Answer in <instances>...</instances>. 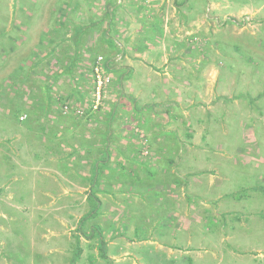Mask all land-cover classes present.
I'll use <instances>...</instances> for the list:
<instances>
[{"label":"rangeland","instance_id":"1","mask_svg":"<svg viewBox=\"0 0 264 264\" xmlns=\"http://www.w3.org/2000/svg\"><path fill=\"white\" fill-rule=\"evenodd\" d=\"M65 1L0 0V264H264V0H188L192 20L171 2L172 29L192 21L196 33L194 79L172 123L157 135L133 128L147 156L140 134L122 128L113 162L106 149L96 159L80 151L87 158L67 169L64 151L45 150L48 119L2 89L21 61L26 80L41 20ZM98 159L116 182L95 202Z\"/></svg>","mask_w":264,"mask_h":264},{"label":"crops","instance_id":"2","mask_svg":"<svg viewBox=\"0 0 264 264\" xmlns=\"http://www.w3.org/2000/svg\"><path fill=\"white\" fill-rule=\"evenodd\" d=\"M171 2L174 7H186V16L193 15L195 5L188 0H155L150 8L144 6L143 0H66L60 12L51 10L41 20L42 31L36 32L37 40L30 48H40L44 59L41 67L48 56L52 57L49 70L41 68V78H34L31 85L35 94L47 95L39 109L51 127L45 135V150L58 148L60 156L64 151L59 162L65 161L66 167L79 165L89 153L95 159L104 157L101 151L105 146L113 162L112 151L116 149V139L123 134L122 128L133 133L135 126L146 133L155 129L157 135L161 132L158 129H163L161 122L165 126L172 123L176 96L190 86L189 78L194 79L196 49L191 42L195 33L192 21L180 30V35L179 28L172 29L178 18L176 8L175 12L170 10ZM94 48L96 55L91 53ZM99 57H103L112 78L106 101L110 110L104 106L91 112L93 67ZM42 84H48L50 90L39 93ZM28 101L32 105L29 98ZM68 104L74 110L64 115L60 107ZM77 110L86 112L87 117L76 116ZM123 143L131 146L126 136ZM80 151L87 154L78 157Z\"/></svg>","mask_w":264,"mask_h":264},{"label":"trees","instance_id":"3","mask_svg":"<svg viewBox=\"0 0 264 264\" xmlns=\"http://www.w3.org/2000/svg\"><path fill=\"white\" fill-rule=\"evenodd\" d=\"M9 41H10V44H9V47L8 48L14 47L15 44H16V41H14L13 39H9ZM4 46H5V44L2 45L3 51L5 50V47ZM51 57H52V55H50V56L47 57L48 61L45 64V66L47 67L46 71L49 70V66H50L49 59ZM31 58H32V61L35 64V66L34 65L33 66L31 65L32 67L29 69L30 72H28V75L26 77V80L23 78L22 79L23 83L20 84V82H18L19 81V78L24 77L25 74H23V73H24V71H26L25 69H21V63H24V61H21L18 66L16 65L14 67V69H12V73L9 76V78L15 76L16 79L15 80H12L11 83H9L10 85L9 84H6L4 87H2V89H3L4 92L6 90H10L13 93V91H14V93L16 95L20 96L21 99H24L25 98V99L28 100V98H29L30 101H32V105H30V106L27 105V107H30V110L29 111L31 112V109H32V110H34L36 112L35 113L34 111H32V114H34L36 116L42 117V113L40 112L39 109L41 107H43L44 100L47 97V95H45L44 100H43L41 98L43 95L42 94H40V95L35 94L34 93V92H36L35 91V87H34V85H31V83H33V78L34 77L36 78L37 76H39V77L42 76V70H41V68H45V66L44 67L39 66L44 61L39 47H38V51H36V52H34V50L32 51ZM29 83H30V90H29L30 93L28 94V93H26L25 90L28 88L26 86V84H29ZM43 89H45L46 91H49L50 90V87H49L48 84H46L44 86L42 84V86H40L39 93L42 92ZM0 97L3 99V95L2 94H1ZM58 101H59L58 104L60 105L61 104V99L60 100L58 99ZM90 111L91 112H97V111H92V109ZM86 114H87L86 112H83V116L82 117H85L86 118L87 117ZM105 147H106L105 149L108 150V151L106 150V155L108 157V160H110V158H109V156H110L109 147L108 146H105ZM119 165H120V163H119ZM65 168L67 169L68 167L65 166ZM104 170H109L108 175H104V172H103ZM93 171L95 173V176L91 179L92 186H91L89 192H90V199L91 200L94 199V200H96L95 202H97L98 201L97 198L96 197H92V196L94 195V193L98 192L99 186L101 184H105L106 186H108L107 187L108 188L107 190L110 191L112 189L108 185V183H112V182L115 183L116 180H115L114 170L112 169V165H107L106 163H101V161H100V164H98V166H93ZM102 172H103V174L101 175ZM113 180H115V181H113ZM129 180L131 181V178H129ZM120 181H121L120 179L117 180V182H120ZM107 190H105V191L107 192ZM105 191H102V192H105ZM99 209H100L99 208V204L98 205L95 204V209L92 210L91 212H89L88 217L93 216L96 213V211H98ZM96 232H97V230L93 231V233L95 235H96ZM100 235H102L101 232L97 234L98 237H100ZM101 245L104 246V243H101ZM103 252H104V250H103ZM80 255H81V249L79 250L77 256L80 257Z\"/></svg>","mask_w":264,"mask_h":264},{"label":"built area","instance_id":"4","mask_svg":"<svg viewBox=\"0 0 264 264\" xmlns=\"http://www.w3.org/2000/svg\"><path fill=\"white\" fill-rule=\"evenodd\" d=\"M112 83L111 76L107 73L104 65V59L103 57H99L93 67V88H92V96L94 97V102L92 105V111H98L102 107H104V104L107 100V92ZM74 110V107L71 105H65L63 108L64 115L69 114L71 111ZM76 116L82 117L83 116V110H77L75 113ZM26 119V116H23L21 118V121H24ZM137 134H140V141L141 146L144 153L142 152V156H147L149 150V141L146 139V137L143 135L142 132L138 129L136 130Z\"/></svg>","mask_w":264,"mask_h":264},{"label":"clouds","instance_id":"5","mask_svg":"<svg viewBox=\"0 0 264 264\" xmlns=\"http://www.w3.org/2000/svg\"><path fill=\"white\" fill-rule=\"evenodd\" d=\"M111 86V85H110ZM110 88V87H109ZM109 90V89H108ZM147 138V137H146ZM148 139V138H147ZM139 140H140V138H139ZM140 148L142 149V147H141V141H140ZM140 149V150H141ZM140 154L142 155V152L140 151Z\"/></svg>","mask_w":264,"mask_h":264}]
</instances>
